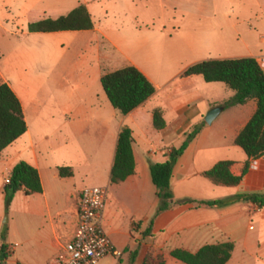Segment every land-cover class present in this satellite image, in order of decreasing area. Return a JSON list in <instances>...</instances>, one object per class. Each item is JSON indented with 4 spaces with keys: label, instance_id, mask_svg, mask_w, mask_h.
Here are the masks:
<instances>
[{
    "label": "crops",
    "instance_id": "0c3cea01",
    "mask_svg": "<svg viewBox=\"0 0 264 264\" xmlns=\"http://www.w3.org/2000/svg\"><path fill=\"white\" fill-rule=\"evenodd\" d=\"M81 5L92 17L91 31L19 35L8 29L10 22L0 20V29L20 42L37 41L30 51L21 44L9 59L12 68L0 69V86L8 84L19 98L28 126L27 133L0 154V254L4 244L13 249L6 264H55L62 246L74 238L82 191L93 184L108 191L113 186L111 173L125 128L133 133L136 172L115 187L134 199L131 225H142L137 231L131 226L124 230L109 200L103 225L119 255L99 264H145L149 254L163 256L166 264H183L171 257L173 251L195 254L205 246L226 243L235 247L228 264H264V209L245 202L214 208L184 203L157 215L160 202L151 177V167L165 163L204 122L174 168V201L264 194V160L252 169V159L235 144L255 115L256 103L226 108L224 102L235 97L227 86L208 84L201 76L183 77L190 67L209 60L257 59L264 54V22H216V0H79L74 7L71 0H62L50 18L67 16ZM170 13L185 25L168 24ZM68 36L76 39L73 44L82 41L77 60H62L65 55L58 50L66 42L56 38ZM150 58H160L159 66H149ZM128 67L140 70L157 91L122 116L101 80ZM217 89L225 94L223 99L216 96ZM219 107L224 111L208 125L206 116ZM155 111L163 113L164 130L154 126ZM224 161L233 163L234 176L243 177L239 186H217L204 176ZM21 162L38 170L43 193L27 197L20 192L7 209L6 180ZM61 168H71L73 177L62 178ZM147 196L154 197L148 205L143 204Z\"/></svg>",
    "mask_w": 264,
    "mask_h": 264
},
{
    "label": "trees",
    "instance_id": "16d2710c",
    "mask_svg": "<svg viewBox=\"0 0 264 264\" xmlns=\"http://www.w3.org/2000/svg\"><path fill=\"white\" fill-rule=\"evenodd\" d=\"M94 29L92 17L86 6L81 5L67 16L56 20L46 19L30 24L29 33H60L82 32ZM201 76L208 84L222 83L235 92V97L228 103L231 106L245 105L254 101L257 111L246 128L238 136L235 144L240 147L249 159H255L264 154V72L256 59L245 58L235 60H209L190 67L184 78ZM103 90L113 108L122 116H127L144 105L156 94V87L136 67H128L105 75L102 80ZM154 126L161 131L166 128V122L161 111L154 113ZM205 123L196 126L187 136L180 149H174L163 164L151 167V177L157 189L160 202L157 215L169 211L176 205L194 203L198 207H226L237 202L252 203L264 209V194L240 195L228 201L215 202H175L171 190V180L174 168L179 158L185 153L190 143L199 135ZM28 131L22 104L8 84L0 86V154L22 138ZM134 139L130 129L122 130L111 173V184L118 186L135 175L136 160L134 156ZM232 162L218 163L205 177L217 186L237 187L243 177L232 174ZM248 167V165H247ZM247 171V168H246ZM245 171V172H246ZM62 178L73 177L71 168L59 170ZM23 192L27 197L43 193L40 174L37 169L25 162L15 166L10 174V183L4 194L7 209L10 208L15 196ZM153 222L148 228L151 235ZM231 243L209 245L193 254L184 250H175L171 257L183 264H228L234 252ZM9 255L7 246L1 248L0 264H6ZM145 264H166L163 256L154 257L149 254Z\"/></svg>",
    "mask_w": 264,
    "mask_h": 264
},
{
    "label": "rangeland",
    "instance_id": "374dc122",
    "mask_svg": "<svg viewBox=\"0 0 264 264\" xmlns=\"http://www.w3.org/2000/svg\"><path fill=\"white\" fill-rule=\"evenodd\" d=\"M61 1L62 0H0V20L10 22V27L8 29L20 35L23 31L29 32L28 22H40L42 19L46 20L51 19L50 17H55L57 14H52V8ZM71 1V7H74L79 0ZM216 3L219 8L216 22H264V0H216ZM68 12L69 10H67L66 13ZM168 15V24L172 23L175 24L174 26L181 28L185 25L183 24L184 21L180 18L174 20L171 13ZM207 21L206 19L203 22ZM56 40L66 42V44H63L65 46L58 47V50L65 55L62 60L65 58L77 60V51L82 49V41L73 44L76 39L69 36L56 38ZM21 44L30 51V46H37V41L24 39L23 42H20L16 37L0 29V69L10 70L12 68L9 59L13 53H15L14 51L22 46ZM158 53H160V51L154 52L155 55ZM160 62V58L148 59V65L152 68L159 66ZM222 86L226 85L224 84ZM216 96L223 99L225 94L217 89ZM230 101L224 102L226 108L233 107L228 105ZM94 186L98 185L93 184V187ZM109 200L111 210L117 216L116 219H118L120 226L126 231H128L131 226L134 231H137L142 223H133L131 225L133 220L132 217L135 213V202L133 197L124 189L112 186L111 189H109ZM152 201H154V197L147 196L146 202L143 204L148 205V203ZM4 221H8L7 216H5ZM8 227L7 224L5 230H8Z\"/></svg>",
    "mask_w": 264,
    "mask_h": 264
},
{
    "label": "built area",
    "instance_id": "2783aa9c",
    "mask_svg": "<svg viewBox=\"0 0 264 264\" xmlns=\"http://www.w3.org/2000/svg\"><path fill=\"white\" fill-rule=\"evenodd\" d=\"M264 43V37L262 38ZM264 72V54L256 59ZM264 154L252 159L251 167L256 170ZM10 183V177L6 180ZM109 203V191L102 187H87L78 203V226L74 238L62 246L55 264H99L109 256H118L113 242L103 225V215ZM13 249H8L11 254Z\"/></svg>",
    "mask_w": 264,
    "mask_h": 264
},
{
    "label": "water",
    "instance_id": "95a60500",
    "mask_svg": "<svg viewBox=\"0 0 264 264\" xmlns=\"http://www.w3.org/2000/svg\"><path fill=\"white\" fill-rule=\"evenodd\" d=\"M224 111V108L219 107L211 110L205 118V122L208 125H212L214 121L219 117V115Z\"/></svg>",
    "mask_w": 264,
    "mask_h": 264
}]
</instances>
